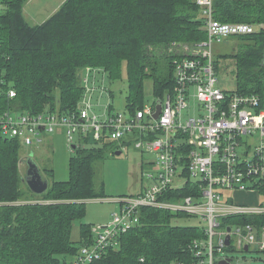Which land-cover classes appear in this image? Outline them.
<instances>
[{"label": "trees", "instance_id": "trees-1", "mask_svg": "<svg viewBox=\"0 0 264 264\" xmlns=\"http://www.w3.org/2000/svg\"><path fill=\"white\" fill-rule=\"evenodd\" d=\"M27 1L2 0L0 13L1 85L16 90L13 98L5 96L1 102L18 112L76 111L87 67L105 70L110 82L125 74V112H135L144 106L145 80L153 79L156 97L172 92L174 59L208 37L205 7L196 0H66L38 24L25 17ZM212 8L217 20L257 27L254 33L233 36L236 51L216 53L215 61L220 71V59L233 58L236 90L258 95L264 108V0H213ZM122 147L86 139L70 158L69 180L54 181L39 195L20 171V142L0 137V264H66V256H77L91 243L92 224L81 221L80 241L72 239L73 228L86 214V201L104 197L95 187V163ZM194 189L188 182L168 197L180 200ZM260 191L264 194V183ZM176 216L197 217L143 207L141 224L122 236L120 247H108L92 264H140L141 257L147 264H170L190 258V244L204 230L173 224ZM251 221L264 224V216H229L222 225Z\"/></svg>", "mask_w": 264, "mask_h": 264}, {"label": "built area", "instance_id": "built-area-1", "mask_svg": "<svg viewBox=\"0 0 264 264\" xmlns=\"http://www.w3.org/2000/svg\"><path fill=\"white\" fill-rule=\"evenodd\" d=\"M196 1L205 7L207 39L190 49L186 47L187 52L174 59L172 92L135 112L113 110L110 102L102 113L96 110L101 102L94 101L95 92L99 90L104 97L109 91L106 72L98 68L87 67L82 79L84 95L78 109L70 114L15 111L1 100L5 96L13 98L16 90L0 88V137L16 140L25 148L41 144L50 132L64 131L70 147L90 137L155 154V160L146 164L150 170L143 173L146 182L140 192L117 200L112 220L93 228L94 240L80 248L73 264H92L108 247H120L122 236L141 224L142 209L147 206L187 212L204 223V236L190 244L191 257L170 264H238L226 256L227 249L245 250L247 246L248 250L264 252V224L256 220L222 225V219L229 216H264V202L249 205L232 196L238 192L263 194L264 108L256 94L220 87L215 61L217 43L254 33L257 28L250 23L217 20L213 0ZM2 10L0 0V13ZM100 75L102 80L97 82ZM2 78L0 69V81ZM193 98L198 100V112L184 117V109L192 106ZM158 104L161 112L156 118ZM253 141L257 145L250 149ZM188 182L195 187L193 195L169 199L171 191ZM139 262L147 264L145 257Z\"/></svg>", "mask_w": 264, "mask_h": 264}, {"label": "rangeland", "instance_id": "rangeland-1", "mask_svg": "<svg viewBox=\"0 0 264 264\" xmlns=\"http://www.w3.org/2000/svg\"><path fill=\"white\" fill-rule=\"evenodd\" d=\"M63 0H31L25 8V17L31 24H38L47 20L54 12V8ZM257 28V27H256ZM235 44V46H234ZM238 46V40L234 37L225 39L215 46V53L227 54L235 52ZM162 63L166 62L163 61ZM221 70L219 71V86L227 90L236 89V79L234 75L235 60L233 58L220 59ZM154 81L147 78L144 83V91L141 104L148 105L155 101L156 93L154 91ZM107 87L109 91L102 97L101 92L97 90L94 94V101L101 102L96 108L102 113L104 105L108 102L115 106V110L123 112L126 110V97L128 94V81L126 75L122 78L110 82L107 78ZM192 106L184 109V117L194 116L198 110V100L192 99ZM257 141H253L250 149H254ZM21 157L33 155L41 168L43 176L48 178L49 183L54 181L69 180V161L74 155L66 140L64 131H53L47 134L45 141L33 148H24ZM121 154H107L106 158L95 163V187L98 193H104V197L90 198L86 201V214L82 220H77L73 228V238L79 232L78 226L81 221L90 223L94 227H101L112 220L113 213L118 209L117 200L119 196L135 195L140 192L142 185L145 184L144 172L150 170L148 162L155 160L153 152H142L135 147L128 149L121 148ZM27 166L21 163L20 171L25 175ZM52 170V172H51ZM53 173V174H51ZM51 174V175H49ZM180 177L176 178L179 181ZM194 181V180H193ZM232 195V194H230ZM234 196L240 203L254 205L264 202V195L259 192H238ZM36 201V200H31ZM173 224L179 225H198L203 227L204 223L199 217H178L173 219ZM226 256L232 258L238 264H264V252L259 250H238L227 249Z\"/></svg>", "mask_w": 264, "mask_h": 264}, {"label": "water", "instance_id": "water-1", "mask_svg": "<svg viewBox=\"0 0 264 264\" xmlns=\"http://www.w3.org/2000/svg\"><path fill=\"white\" fill-rule=\"evenodd\" d=\"M161 112V104L157 106V112L155 113V117H158ZM121 151H116V155H120ZM24 164L27 166V170L24 176V181L27 183L31 191L35 194H43L49 188V180L45 176L42 175V171L37 161L33 158V155H29L25 160ZM230 243V237H227V244ZM245 250L248 251V247H245ZM222 264H228L227 261H223Z\"/></svg>", "mask_w": 264, "mask_h": 264}, {"label": "crops", "instance_id": "crops-1", "mask_svg": "<svg viewBox=\"0 0 264 264\" xmlns=\"http://www.w3.org/2000/svg\"><path fill=\"white\" fill-rule=\"evenodd\" d=\"M29 1H31V0H28L27 3H28ZM65 1H66V0H63V1L57 6V8H56V7L54 8L55 12L58 11V9L61 7V5H62ZM27 3L25 4V7H24V14H25V8H26ZM55 12H54V13H55ZM54 13H53V14H54ZM53 14H52V15H53ZM52 15H51V16H52ZM119 197H121V196H119ZM117 208H118V207H117ZM88 224H90V223H88ZM78 228H79V232H78L77 236L73 238V235H72V239H73L74 241H80V240H81V239H80V226H78ZM93 228H94V226H93ZM72 234H73V232H72ZM65 258H66V264H71V263L74 262L76 256H75V255H71V256H66Z\"/></svg>", "mask_w": 264, "mask_h": 264}, {"label": "bare ground", "instance_id": "bare-ground-1", "mask_svg": "<svg viewBox=\"0 0 264 264\" xmlns=\"http://www.w3.org/2000/svg\"><path fill=\"white\" fill-rule=\"evenodd\" d=\"M1 82H2V80L0 81V88L1 89H3V86L1 85ZM108 104H109V102H108ZM80 105V104H79ZM79 105H78V107H79ZM110 105H111V103H110ZM158 106V105H157ZM47 110H49V109H46V111ZM113 110H115V108H113ZM26 112V111H25ZM125 112V111H124ZM157 112V111H156ZM55 114V113H54ZM62 114V113H61ZM159 116V115H158ZM157 118V117H156ZM66 134V133H65ZM46 138V137H45ZM45 138L43 139V142L45 141ZM86 139H92V138H85L80 144H72V146L70 147L72 150H75L77 147H79V146H81L84 142H85V140ZM66 140H67V138H66ZM92 140H94V139H92ZM96 141V140H95ZM108 141V140H107ZM109 141H113V140H109ZM42 142V143H43ZM114 142H118V141H114ZM41 143V144H42ZM67 143H68V141H67ZM119 143V142H118ZM21 144V143H20ZM40 145V144H39ZM36 146H38V145H36ZM36 146H33V147H36ZM22 147H23V149L25 148L23 145H22ZM33 147H30V148H33ZM135 148H137L136 146H134ZM123 148V147H122ZM138 149V148H137ZM118 151V150H117ZM116 153V152H115ZM28 157V156H27ZM27 157H24V159H23V163H24V160L27 158ZM25 165V164H24ZM26 173V172H25ZM43 175V174H42ZM121 197H123V196H121ZM156 209V208H155ZM104 226V225H103ZM203 228V227H202ZM229 259H231V258H229ZM228 262V261H227Z\"/></svg>", "mask_w": 264, "mask_h": 264}]
</instances>
